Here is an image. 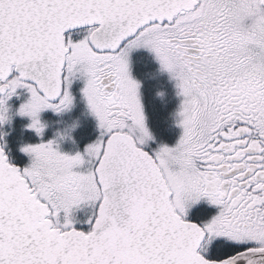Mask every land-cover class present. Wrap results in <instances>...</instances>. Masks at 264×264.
<instances>
[{"label":"snow or ice","instance_id":"6c2138e0","mask_svg":"<svg viewBox=\"0 0 264 264\" xmlns=\"http://www.w3.org/2000/svg\"><path fill=\"white\" fill-rule=\"evenodd\" d=\"M140 47L183 97L182 135L153 152ZM78 78L99 128L84 152L29 144L19 168L0 146V264H264V0H0V124L23 88L42 135ZM202 198L217 213L188 219Z\"/></svg>","mask_w":264,"mask_h":264},{"label":"flooded vegetation","instance_id":"af4514ba","mask_svg":"<svg viewBox=\"0 0 264 264\" xmlns=\"http://www.w3.org/2000/svg\"><path fill=\"white\" fill-rule=\"evenodd\" d=\"M150 52H144L141 60L137 58V62L132 63L131 71L138 75L140 91L139 98L145 115V122L152 138L144 145L145 150L154 151V146L162 143H173L177 136V115L180 110L183 97L178 94V90L174 93L168 82L164 79L163 73L167 72L161 68L159 62L150 56ZM153 53V52H151ZM159 75H162L161 77ZM158 78L162 84L166 85L167 92L172 101L175 102L173 108L170 109V117L163 129L154 125L152 114V103L156 99L161 90L157 87L151 89L150 79ZM177 98L179 101H176ZM42 123L46 125L42 135H37L35 130L24 126L20 119L14 118L9 122L0 124V142L8 156L9 163L24 168L31 162V156L21 149L25 145H35L38 143H47L50 140L56 141V148L64 154H75L76 152H84L85 147L93 143L99 136V128L97 121L92 119L88 114L84 113V107L77 97V104L74 105L72 111H64L57 113L53 109H46L41 117ZM163 131H166L164 135ZM171 133L169 139L167 134ZM54 144V145H55ZM55 147V146H54ZM75 148V149H74ZM70 149H74L69 152ZM69 150L68 152H65ZM216 206L211 205L206 198H202L195 206L189 209L188 219L200 222L211 219L217 213ZM83 228L88 226H77Z\"/></svg>","mask_w":264,"mask_h":264},{"label":"rangeland","instance_id":"374dc122","mask_svg":"<svg viewBox=\"0 0 264 264\" xmlns=\"http://www.w3.org/2000/svg\"><path fill=\"white\" fill-rule=\"evenodd\" d=\"M144 52H150L148 54V56H150L151 59L153 57L154 59H156L157 62H159L155 56V53L153 51H151L150 49L145 48V47L133 48L129 53V68H130L131 77L134 80H136L137 82L140 79H139L138 75L136 74V71H135V74L132 73L131 67H132V63L137 62L138 61L137 58L141 54L143 55ZM151 52H153V53H151ZM141 58H142V56H140L138 59L141 60ZM159 76L161 77L162 75H159ZM163 77L168 82L169 86L172 88L173 92L175 93L178 90L176 87L175 79H173L168 72L163 73ZM84 84H85V81L81 78L73 80L71 87H70V92L73 96V103L68 109H66L64 111H67V112L72 111L74 105L77 104V97H78V99L82 103V106L84 107V113L88 114L92 119L97 121L94 114H92L90 109L88 108L86 98L83 96L82 88L84 87ZM150 84H151L150 85L151 89H153L154 87H157L161 90V92L157 95L156 99L153 101L152 107H151L152 108V114L154 116L152 121H154V123H155L154 125L159 127L161 130L167 124V120L170 117V115H169L170 109L174 107L175 102L170 99L168 92H167L166 85L162 84L158 78H151ZM139 88H140V84H139ZM138 91H140V89H138ZM29 97H30V93H28V91L26 89L20 88V89H17L16 93L8 99L7 105L9 107V113L8 114L10 116V120H8L7 122L11 121L14 118H17V119H20L22 121L24 126H27L31 123V118L29 116H27V115L22 116L18 113L19 106L22 103L26 102L29 99ZM176 101H179V99L177 98ZM48 109L50 110L51 108H48ZM45 111H46V109L42 110L39 113L40 120H41L42 115L45 113ZM41 122H42V120H41ZM176 124H177V132H178V136H177L176 140L171 144H169V143L157 144L154 146V150H157L162 145H166L169 147L175 146V144L178 142V140H179V138L183 132L182 127L178 124V115H177ZM97 125H98V122H97ZM146 127H147V124H146ZM32 130H34V129H32ZM165 132L166 131H163V134H161V136L164 135ZM171 136H172L171 133L167 134V137L169 139L171 138ZM151 137H152V134H151ZM42 143H44V142H42ZM54 146L56 147L57 145L55 144ZM74 149H70V151L66 150L65 152H68V151L72 152ZM61 153H63V152H61ZM67 154L72 155L70 153H67ZM80 215H81V213L78 212L77 216H80ZM80 225L87 226L86 224H77V226H80ZM87 228L88 227H85V229H87Z\"/></svg>","mask_w":264,"mask_h":264},{"label":"water","instance_id":"95a60500","mask_svg":"<svg viewBox=\"0 0 264 264\" xmlns=\"http://www.w3.org/2000/svg\"><path fill=\"white\" fill-rule=\"evenodd\" d=\"M0 146H2V144H1V142H0ZM5 151V150H4ZM147 151V150H146ZM7 158H8V156H7ZM16 166V165H15ZM18 167V166H17Z\"/></svg>","mask_w":264,"mask_h":264}]
</instances>
